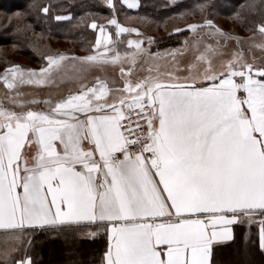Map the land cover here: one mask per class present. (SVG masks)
Wrapping results in <instances>:
<instances>
[{
    "label": "snow or ice",
    "instance_id": "snow-or-ice-1",
    "mask_svg": "<svg viewBox=\"0 0 264 264\" xmlns=\"http://www.w3.org/2000/svg\"><path fill=\"white\" fill-rule=\"evenodd\" d=\"M105 3L115 36L93 20L96 51L71 61L115 64L122 34L138 33L119 23L118 5L139 0ZM215 7L197 3L202 22L187 28L227 38L207 15ZM256 29L264 37V22ZM127 45L135 63L142 42ZM43 59L38 71L13 64L0 74L15 93L13 107L0 104V264H37L39 236L63 240L65 264H226L222 250L239 241L247 252L244 226L257 220L264 254V66L234 54L217 69L201 54L183 78L125 80L118 94L97 78L58 100H24L20 86L52 81L69 57ZM100 234L99 255L81 247Z\"/></svg>",
    "mask_w": 264,
    "mask_h": 264
},
{
    "label": "trees",
    "instance_id": "trees-1",
    "mask_svg": "<svg viewBox=\"0 0 264 264\" xmlns=\"http://www.w3.org/2000/svg\"><path fill=\"white\" fill-rule=\"evenodd\" d=\"M139 2L141 7L136 11L120 9L118 5V10L121 12V17H118L119 23L130 16H137L156 25L166 22L171 16L185 20L189 17L188 15L199 17L200 12L196 8V4L202 0H177L174 3H170L169 0H139ZM212 2L216 7L207 13L208 17L213 20V16H220L227 20L232 31L237 29L251 32L250 34L258 33L257 24L264 22V4H261V0H212ZM42 6L50 7V12L48 14L41 12ZM107 11L111 10L100 5L97 0H0V49L6 45L12 46L14 54L26 58L32 63L43 65H46V61L43 59L45 55L51 53L56 55L62 52L44 51L45 48L41 45H34L36 42L64 41L72 43V51L74 49L86 51L88 50L87 42L92 41L93 37L92 31L88 29L89 23L93 20L98 22L103 17L106 18ZM68 13L71 15L70 20H52L53 14ZM236 13L241 16L239 21L236 19ZM231 19L232 21H230ZM171 28L160 37L151 35L154 45L150 50L152 53L161 48L175 47L178 40L190 34L187 30L174 33ZM232 31H226L232 35H228L229 38L235 36ZM74 53L69 52L68 54L73 55ZM88 54H92L91 51ZM68 61L70 64H74L71 58ZM8 62H10L9 59L3 56L0 51V65H8ZM105 66L108 67V65ZM101 72L104 74L99 77L101 81L109 83L111 78H116L122 85L118 77L121 72L119 68L117 70L105 68ZM72 74L53 79L49 85L47 83L37 86L22 85L19 88L23 94L21 98L24 97L25 100L34 98L39 101L47 98L58 100L61 97H66L70 92L77 91L81 86L77 85L78 82L89 81L88 85L96 82V80L91 81L93 76L89 71L79 74L72 72ZM10 98H15V93H12ZM7 101L10 102V100ZM3 102L5 103V101H0V104ZM3 105L6 106V103ZM35 107L44 108L45 106L40 104ZM244 227L251 238L247 245V252L243 250L244 246L238 241L231 248H224L220 255L226 264H264V254H261L258 248L259 226L253 224L250 231L248 230L249 226L245 225ZM106 246L107 238L103 234H100L95 242L85 241L81 245L82 248L96 252L97 255ZM32 255L36 258L37 264H65L67 260L66 246L63 240L52 241L45 236L37 237L35 251Z\"/></svg>",
    "mask_w": 264,
    "mask_h": 264
},
{
    "label": "rangeland",
    "instance_id": "rangeland-1",
    "mask_svg": "<svg viewBox=\"0 0 264 264\" xmlns=\"http://www.w3.org/2000/svg\"><path fill=\"white\" fill-rule=\"evenodd\" d=\"M100 5L103 7L107 8L108 6L105 3V0H97ZM170 3H174L177 0H169ZM42 12V11H41ZM108 16L106 18H100V21L96 22L98 25H104L106 31L112 35L113 37L115 36V32L111 25L107 23L108 19L111 18L112 13L111 11H107ZM44 13V12H43ZM55 13V12H53ZM46 14V13H45ZM121 12L118 10V17H121ZM58 14H53L52 15V20L57 21L55 19V16ZM62 16H70L69 19L61 20V21H66L71 19V15L68 14H62ZM189 17L185 19H178L175 16H171L169 19L166 20V22L156 25L153 24L150 21H145L142 18L140 19L137 16H130L129 18H124V20L121 22V24L127 26V27H135L138 29V34L142 36L139 41L142 42V47L144 49V52L148 54L149 52L151 55H159L160 57H167V59L170 60V63L167 64V69H175L177 73L180 75L186 74L189 75V71L192 72V74H195L197 68L199 67V62L196 60V57L198 55H205L208 59H211L213 63V67L219 69L220 66L225 63L228 59H231L234 54L240 55L242 54V59L247 60L249 63H254L257 65H262L264 66V50L261 48L257 47L258 44L264 43V37H262L259 32L254 34H250L251 32H243L237 29H233L234 31L231 30L229 26V22L227 20H224L220 16H213V21L214 23L219 26L220 29H222L225 33L228 32V30L232 31L235 33V36L233 37H217V38H212L208 35L207 29L205 31L200 32L199 30L196 33H193L187 28L188 24L192 23H201L202 22V16L201 14L199 17H193L191 15H188ZM232 21V19L230 20ZM92 22L89 23V25ZM151 25V26H150ZM150 26V27H149ZM172 27V31L174 33H177L174 31V29H181V31L187 30L190 32L189 35L182 37L180 40H178V44L175 47L172 48H161L160 50H157V52H151V47L154 46L153 43H149V38L153 39V36L155 35L157 37H160V35L166 33L168 29ZM88 29L92 31V41L87 42L88 50L82 51V50H76L74 49L73 51L71 50V44L68 42L64 41H40L34 43V45H41L42 47L45 48L44 51L48 50L50 52L52 51H57V52H62L61 54H65L66 56L69 57H82L84 55H87L89 51L91 53H94L96 51L95 49L92 48V45L95 43L96 35L98 34L99 29L93 30L88 26ZM227 31V32H226ZM132 35V33H130ZM230 35V34H229ZM232 36V35H230ZM132 39L129 36H124L121 41H118L117 48L119 53L124 54L126 51L128 52H134L135 49H130L127 45V41ZM136 40V39H133ZM36 45V46H37ZM1 54L9 59L10 62H8V65L1 64L0 65V74L3 73L4 69L8 67L9 65H20L23 68L26 69H35L39 70L40 67L44 66L43 64H35L32 63L31 61L27 60L26 58H23L19 55L14 54L12 46H3L1 49ZM69 52H75L73 55L68 54ZM52 54V53H51ZM47 63V62H46ZM63 67L60 70L59 73L55 74V78H61L62 76H67L69 73L72 74V72L79 74L81 72H87L89 71L90 75L93 76L92 80H96L97 78L101 77L104 75L101 71L104 70L105 68H111V69H116L119 68V71L123 69V76L127 78V75L125 71H128L131 69L130 65L123 64L122 66H117L114 65L111 62L108 63H102L99 65L95 66H88V65H81L79 61H75L74 64L71 63L67 60L62 62ZM105 65H108L106 67ZM189 65H192L193 67L191 70L189 69ZM100 67V68H97ZM164 66H162L163 68ZM95 69V70H94ZM164 70H167L166 67L163 68ZM102 73V74H101ZM138 74L137 72L134 74ZM73 75V74H72ZM143 74L142 76H144ZM141 76V77H142ZM136 80V79H135ZM89 81H82L78 82L77 85L81 84H88ZM110 83V85H109ZM107 83L110 88L113 89L114 93L116 89L121 88L120 82L116 78H111V82ZM48 85L50 84L49 82L47 83ZM94 83H90L92 85ZM76 85V86H77ZM37 86V85H34ZM118 94V93H115ZM12 93L10 94L8 90L4 87L3 81H0V101H5L6 107H12L13 105L7 101L10 100ZM24 99V97H23ZM34 98H28L27 100H33ZM48 99V98H47ZM25 100V99H24ZM3 102V104H5ZM36 105L33 104H28L27 107H35ZM19 110V109H17ZM259 226L258 220L256 223H254Z\"/></svg>",
    "mask_w": 264,
    "mask_h": 264
},
{
    "label": "crops",
    "instance_id": "crops-1",
    "mask_svg": "<svg viewBox=\"0 0 264 264\" xmlns=\"http://www.w3.org/2000/svg\"><path fill=\"white\" fill-rule=\"evenodd\" d=\"M123 8L130 10V11L138 10V9H128L126 6ZM121 25L124 27H127L123 24ZM111 27L113 28L115 32V26L111 25ZM125 35L131 37L132 39H136V40H140V38H142V36L139 35L138 33H132V35L130 33L122 34V36H125ZM120 55H121V59L117 61L114 65L122 66L123 64H127L131 66V69L129 70V72L125 71L126 74H128L127 78L123 76L122 72H120V75L118 76L122 83L121 87L123 86V83L125 82V80H130L134 83L135 81L146 78V77H150V78L159 77L161 79H168L169 73L173 74L174 76H180L181 78L186 76V74L180 75L179 73H177V71H175V69H171V70L167 69L168 68L167 64L170 63V60L167 59V57H160L159 55H154V54L153 55L146 54L144 52L143 55L136 57L135 63H133L129 57L121 53ZM162 66L166 67L167 70H164L163 69L164 67L162 68ZM136 72L138 74L134 75ZM143 74L145 75L142 76Z\"/></svg>",
    "mask_w": 264,
    "mask_h": 264
}]
</instances>
